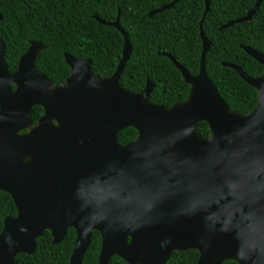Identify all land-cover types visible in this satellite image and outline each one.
<instances>
[{
    "label": "water",
    "instance_id": "water-1",
    "mask_svg": "<svg viewBox=\"0 0 264 264\" xmlns=\"http://www.w3.org/2000/svg\"><path fill=\"white\" fill-rule=\"evenodd\" d=\"M263 1L224 27L251 19ZM119 16L96 17L124 36L122 58L104 78L91 58L65 53L70 75L54 84L37 67L45 49L37 40L10 71L0 39V190L17 207L0 232V264H22L17 255L34 253L45 231L58 244L70 227L77 234L70 264L82 263L94 230L102 235L100 264L115 255L128 264H165L186 250L199 252L196 264H264V74L224 62L258 93L250 113L232 110L207 74L211 41L201 30L197 74L170 56L190 85L188 97L156 104L151 80L140 92L120 85L132 45ZM243 48L264 64L263 51ZM35 105L43 107L36 124ZM203 121L208 136L198 132ZM128 127L137 137L120 144Z\"/></svg>",
    "mask_w": 264,
    "mask_h": 264
},
{
    "label": "trees",
    "instance_id": "trees-1",
    "mask_svg": "<svg viewBox=\"0 0 264 264\" xmlns=\"http://www.w3.org/2000/svg\"><path fill=\"white\" fill-rule=\"evenodd\" d=\"M174 0H0V39L7 45L6 63L10 71L18 67L20 57L27 51L30 41L45 45L37 60V67L56 81L64 80L70 73L65 53L77 58H91L92 70L101 77L111 76L123 53L124 36L115 26L101 23L115 21L126 31L132 53L120 76V85L140 92L147 80L155 87L150 100L171 106L188 97L190 85L181 71L164 53L173 55L191 74L200 70L202 36L211 41L206 53L208 76L217 86L221 96L232 110L248 114L258 104L257 90L248 84L234 68L224 62L240 65L251 76L264 74V64L248 54L243 45L264 52V1L251 19L226 23L245 16L256 0H210L206 11L205 0H179L172 7L150 15ZM202 27V28H201ZM43 113V107L32 110L34 123ZM198 132L207 136L210 128L201 122ZM137 136L133 127L119 133L118 141L125 144ZM17 213L12 196L0 190V232L7 216ZM49 230L37 239L32 254L21 253L17 260L22 264H70L75 247L76 231L68 228L64 238L52 242ZM102 236L98 230L92 239L81 264H99ZM196 250L174 251L166 264H195ZM108 264H128L114 256ZM221 264H239L226 260Z\"/></svg>",
    "mask_w": 264,
    "mask_h": 264
},
{
    "label": "flooded vegetation",
    "instance_id": "flooded-vegetation-1",
    "mask_svg": "<svg viewBox=\"0 0 264 264\" xmlns=\"http://www.w3.org/2000/svg\"><path fill=\"white\" fill-rule=\"evenodd\" d=\"M243 46H247V45H243ZM251 47V46H250ZM165 55H167L169 58H170V56H173V55H171V54H169V53H164ZM174 57V56H173ZM175 58V57H174ZM171 59V58H170ZM176 59V58H175ZM172 61V60H171ZM178 61V60H177ZM66 62V61H65ZM173 62V61H172ZM179 62V61H178ZM174 63V62H173ZM180 63V62H179ZM182 64V63H181ZM176 66V65H175ZM70 67V66H69ZM187 69V68H186ZM70 71H71V68H70ZM188 71V70H187ZM42 72V71H41ZM189 72V71H188ZM42 73H44V72H42ZM182 73V72H181ZM190 73V72H189ZM45 74V73H44ZM191 74V73H190ZM47 75V74H46ZM69 75H70V73H69ZM68 75V76H69ZM183 75V74H182ZM193 75H195V74H193ZM48 76V75H47ZM67 76V77H68ZM67 77L64 79V80H61V81H56V82H54L53 80H51L49 77V79L55 84V83H58V82H65L66 81V79H67ZM99 77H101V76H99ZM108 77V76H107ZM104 78V77H103ZM150 80V79H149ZM185 80V79H184ZM148 81V80H147ZM152 81V80H151ZM153 82V81H152ZM147 83V82H146ZM188 84V83H187ZM124 88V87H123ZM189 91H190V89H189ZM152 93V92H151ZM151 95V94H150ZM189 95V94H188ZM184 101V100H183ZM182 102V101H181ZM176 103H178V102H176ZM157 104V103H156ZM175 104V103H174ZM164 105V104H163ZM167 106V105H166ZM203 122H205V121H203ZM37 123V122H36ZM36 123H34V124H36ZM200 125V124H199ZM199 128V127H198ZM136 130V129H135ZM137 131V130H136ZM137 134H138V132H137ZM200 134V133H199ZM119 136V135H118ZM203 136V135H202ZM208 136V135H207ZM137 137V136H136ZM135 137V138H136ZM134 138V139H135ZM133 139V140H134ZM133 140H131V141H133ZM131 141H129V142H131ZM119 142V141H118ZM129 142H127V143H129ZM120 143V142H119ZM127 143H125V144H127ZM121 144V143H120ZM77 235V234H76ZM102 236V235H101ZM90 246V245H89ZM101 247H102V244H101ZM75 248V247H74ZM100 251H101V249H100ZM73 253V252H72ZM99 254H100V252H99ZM72 255V254H71ZM115 256H117V255H115ZM171 256V255H170ZM114 257V256H113ZM111 260V259H110ZM168 261V260H167ZM100 264V263H99ZM166 264V263H165ZM196 264V263H195Z\"/></svg>",
    "mask_w": 264,
    "mask_h": 264
}]
</instances>
